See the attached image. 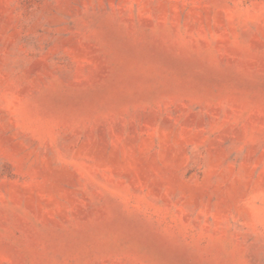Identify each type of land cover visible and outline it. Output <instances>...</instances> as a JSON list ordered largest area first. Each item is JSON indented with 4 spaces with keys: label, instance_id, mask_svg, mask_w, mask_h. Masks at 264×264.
<instances>
[{
    "label": "rangeland",
    "instance_id": "obj_1",
    "mask_svg": "<svg viewBox=\"0 0 264 264\" xmlns=\"http://www.w3.org/2000/svg\"><path fill=\"white\" fill-rule=\"evenodd\" d=\"M0 264H264V0H0Z\"/></svg>",
    "mask_w": 264,
    "mask_h": 264
}]
</instances>
